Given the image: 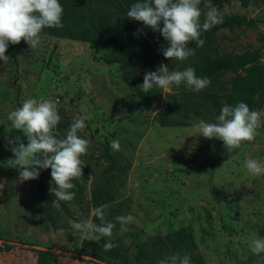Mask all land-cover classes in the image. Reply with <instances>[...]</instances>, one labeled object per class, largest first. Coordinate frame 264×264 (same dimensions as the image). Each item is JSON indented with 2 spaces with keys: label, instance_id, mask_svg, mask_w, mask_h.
<instances>
[{
  "label": "rangeland",
  "instance_id": "374dc122",
  "mask_svg": "<svg viewBox=\"0 0 264 264\" xmlns=\"http://www.w3.org/2000/svg\"><path fill=\"white\" fill-rule=\"evenodd\" d=\"M211 2L221 15L237 12L253 18L251 26L216 31L218 51L260 45L264 62V0H248L246 5L241 0ZM200 7L207 11L203 2ZM104 8L93 4L79 17L88 22ZM151 32L167 46L159 32ZM144 37L157 51L160 66L167 65L170 71L189 67L192 56L186 61L166 59L155 38ZM6 55L8 63L0 61V264H36L37 251L49 254L51 264H93L92 257L81 253L82 236L72 234L71 224L90 219L93 210L87 204L92 185L104 178L114 190L107 203L116 224L112 241L118 251L125 252L127 264L135 263L134 241L147 243L152 235L175 229L191 233L206 264L264 260V253L256 255L250 249L252 239L261 238L264 230V175L253 177L245 167L248 159L264 162V126L257 129L255 140L229 152L223 141L200 136L195 125L208 121L199 116L182 117L185 124L159 121L171 114L182 115L170 112L163 100L166 92L189 89L183 84L160 88L145 104L132 89L131 77L124 75L117 62L105 60L104 50L94 51L86 42L65 37L41 34L35 49L21 40L9 44ZM135 65L143 72L147 63L136 60ZM28 98L55 102L62 118L53 130L59 139L66 137L74 117L85 113L91 117L80 133L90 147L81 157L83 176L73 181L74 199L70 203L58 200L47 186L50 219L36 212V179L22 181L19 171L7 166L14 156L5 138L19 135L27 144L22 132L7 131L12 127L8 114ZM258 111L264 120V100ZM113 140L119 141V151L110 147ZM108 154L118 159L113 169L106 166ZM45 175L42 169L39 177ZM129 214L134 221L128 231H135L136 238L118 233L115 218Z\"/></svg>",
  "mask_w": 264,
  "mask_h": 264
},
{
  "label": "clouds",
  "instance_id": "9594fccd",
  "mask_svg": "<svg viewBox=\"0 0 264 264\" xmlns=\"http://www.w3.org/2000/svg\"><path fill=\"white\" fill-rule=\"evenodd\" d=\"M202 2L207 8L206 12L201 10ZM63 13L60 0H0V61L5 65L8 63L6 52L9 44H19L23 40L31 49H35L41 42L44 28L64 26ZM127 17L159 32L167 41V46H161L162 55L178 61H186L195 55L190 43L195 42L196 47L204 45L202 32L223 23L219 8L211 0H141L131 5ZM210 83L208 77L197 76L193 67L170 71L167 65H161L156 71L145 72L141 86L144 93H149L154 86L167 90L182 84L199 92ZM8 119L12 127L7 131L14 129L22 132L27 144L19 135L5 138L6 147L14 156L7 160V166L16 168L22 181L38 179L42 169L50 168L51 182L56 185L50 188V192L58 200L70 203L75 197L71 191L75 187L73 181L83 176L81 157L88 154L90 147L89 140L80 135L87 126L86 121L91 119L90 115L85 113L74 117L63 139L57 138L53 132L62 118L51 99L38 101L28 98L21 107L8 114ZM216 121L208 123L201 120L195 129L206 139L223 141L229 152L240 148L244 142L255 140L257 129L264 126L261 113L250 109L245 102H239L235 107L225 104ZM110 147L119 151V141H111ZM245 167L253 177L264 175V162L248 159ZM93 215L100 220L99 224L92 219L73 222L72 234L75 236L79 233L88 241L100 242L103 239L104 243L100 246L104 251H110L116 246L111 242L116 224L105 219L107 212L104 206L97 207ZM115 219L120 224L121 234L128 231V225L134 221L131 214ZM250 249L256 255L264 253V238L252 239ZM159 264H191V260L187 255L181 257L176 253Z\"/></svg>",
  "mask_w": 264,
  "mask_h": 264
},
{
  "label": "trees",
  "instance_id": "16d2710c",
  "mask_svg": "<svg viewBox=\"0 0 264 264\" xmlns=\"http://www.w3.org/2000/svg\"><path fill=\"white\" fill-rule=\"evenodd\" d=\"M141 0H60L64 13L62 16V28H44L41 34L65 37L72 40H79L88 43L94 51L104 50L105 60L117 62L124 75L131 77V87L136 92L140 100L149 104L155 98L156 92L160 89L154 86L149 93L142 91L141 84L147 71H156L160 67V60L155 49L150 47L148 38H155L149 27L140 21H135L127 17V12L131 5ZM248 0H241L242 5H246ZM93 4L104 6V11L99 13L94 19L82 22L79 13L86 7ZM223 23L212 27L210 30L202 32L201 39L204 40L202 47H196L195 42L192 47L195 55L189 61V67H193L197 76L208 77L210 85L205 89L195 92L189 89L180 88L175 91L165 93L163 100L171 114L164 120H159L163 124H185V117L191 114L199 116L208 121L216 123V117L220 114L222 107L227 104L235 107L239 102H245L250 109L258 111L264 100V62L260 61L261 46H253L241 51H218L215 32L221 28L233 29L240 26H251L253 18L242 13L223 14ZM155 42L161 51V46L157 38ZM164 46V45H163ZM141 60L147 63L144 71H139L135 61ZM143 77H142V76ZM142 77V79H140ZM182 110V112H181ZM184 117V118H182ZM106 166L113 169L118 159L116 156L108 154ZM51 169H46V175L35 180V209L38 217L50 219V200H46L47 186L55 188L51 182ZM49 179V182L47 181ZM114 190L108 178L97 180L93 183L87 208L94 210L104 206L107 212L106 220L113 222L110 211L112 208L107 203L113 198ZM93 222L99 224L93 213L90 217ZM119 235L120 227L117 228ZM136 238L135 231H126ZM264 238V230L260 233ZM2 228L0 226V238ZM106 239V238H105ZM110 251H104L100 242L88 241L84 238L80 242V251L83 255L92 257L93 264H127L126 254L118 251L117 244ZM135 252L134 264H159L160 261L179 253L181 257H190L191 264H206L200 252L196 249L192 235L184 229H175L164 234H154L147 243L134 241ZM45 255V256H44ZM45 252L37 251L36 264H51L47 260ZM51 255V254H50ZM258 264H264V260Z\"/></svg>",
  "mask_w": 264,
  "mask_h": 264
}]
</instances>
